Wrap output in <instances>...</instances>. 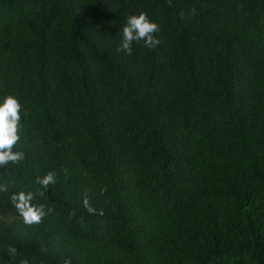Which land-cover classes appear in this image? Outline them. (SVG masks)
Returning a JSON list of instances; mask_svg holds the SVG:
<instances>
[{
	"label": "trees",
	"instance_id": "1",
	"mask_svg": "<svg viewBox=\"0 0 264 264\" xmlns=\"http://www.w3.org/2000/svg\"><path fill=\"white\" fill-rule=\"evenodd\" d=\"M141 11L160 44L117 52ZM8 95L0 264H264V0H0Z\"/></svg>",
	"mask_w": 264,
	"mask_h": 264
},
{
	"label": "clouds",
	"instance_id": "2",
	"mask_svg": "<svg viewBox=\"0 0 264 264\" xmlns=\"http://www.w3.org/2000/svg\"><path fill=\"white\" fill-rule=\"evenodd\" d=\"M194 12L195 9H192ZM183 17V13H181ZM159 25L151 22L147 13L141 11L138 15H131L127 18L126 24L122 29L123 37L120 46L116 49L117 52H125L128 55L132 54L133 42H144V46L152 49L160 44V40L156 37L159 32ZM22 104L16 96L8 95L2 104H0V166L6 165L9 162L18 163L24 159V153L21 151H13L14 145L20 139L18 134L21 121ZM26 114V113H25ZM36 183L40 184L42 189H48L50 184L56 183V174L48 172L43 178L37 177ZM0 191H7L4 185H0ZM36 195L43 196L44 191L38 193H24L12 197L16 208L22 215L24 223L32 225L40 223L46 215L44 204H33ZM84 207L90 214L103 215V211L92 207L87 197L83 201ZM51 212V209H48ZM16 248L8 249L11 255L16 254ZM22 264H28L27 260L22 261ZM64 264H71L70 259H65Z\"/></svg>",
	"mask_w": 264,
	"mask_h": 264
}]
</instances>
